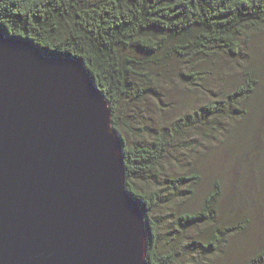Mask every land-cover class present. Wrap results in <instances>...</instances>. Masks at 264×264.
I'll return each mask as SVG.
<instances>
[{
	"label": "trees",
	"instance_id": "16d2710c",
	"mask_svg": "<svg viewBox=\"0 0 264 264\" xmlns=\"http://www.w3.org/2000/svg\"><path fill=\"white\" fill-rule=\"evenodd\" d=\"M0 24L9 36L32 41L46 56L83 62L106 97L113 127L124 139L128 190L140 202L147 228L153 232L149 264L176 263V250L158 251L153 215L181 201L187 206L196 196L206 174L207 167L198 160L205 156L206 144L219 137L221 143L223 137L231 139L223 147L239 144L233 147L240 155L232 157V162L241 174L246 215L261 202L264 134L258 136L264 116L263 89L256 68L245 64L241 43L264 28V0H0ZM132 47L190 67L211 63L219 75L214 79L215 75L197 70L186 84L198 89L201 100L168 106L177 117L161 125L155 135L147 126L135 132L136 127L121 117L123 104L134 94L132 79L138 75L122 56L123 50ZM231 68L241 77L234 84L222 81ZM196 137L201 143L194 159L189 154L183 169L168 174L165 163L170 151L196 152ZM222 189V179H213L207 191L199 194V208L180 213L178 224L212 228ZM217 244L211 243L215 249Z\"/></svg>",
	"mask_w": 264,
	"mask_h": 264
},
{
	"label": "water",
	"instance_id": "95a60500",
	"mask_svg": "<svg viewBox=\"0 0 264 264\" xmlns=\"http://www.w3.org/2000/svg\"><path fill=\"white\" fill-rule=\"evenodd\" d=\"M140 206L85 64L0 24V264H149Z\"/></svg>",
	"mask_w": 264,
	"mask_h": 264
},
{
	"label": "rangeland",
	"instance_id": "374dc122",
	"mask_svg": "<svg viewBox=\"0 0 264 264\" xmlns=\"http://www.w3.org/2000/svg\"><path fill=\"white\" fill-rule=\"evenodd\" d=\"M241 44L245 64L257 70L264 103V28L250 33ZM122 56L123 59H128V67L138 74L132 79L134 94L123 104L121 113V117L127 123L136 127L135 132L147 126L150 127L148 132L155 135L154 131L161 129V125L177 117L176 112L168 106H175L178 103L182 105L181 101L190 103L200 101L198 89L186 84V80L196 77L197 70L215 75L214 79L219 75L215 74V68L211 63L195 64L190 67L176 59L162 58L161 54L155 57L153 54L141 52L136 47L123 50ZM190 71H194V76L187 75ZM230 72L222 81L230 80L234 84L241 77L240 74H235L234 68H231ZM260 121L258 138L264 134V116ZM143 123L146 124L142 125ZM223 139L224 143H221L219 137L206 144L208 148L203 149V152L206 151L205 156L198 158L199 162L207 167L205 179L187 206L181 201L179 205L177 203L175 206L161 207L153 215L158 251L176 250L175 264H264V189L261 191L263 193L261 202L256 204L250 216L246 215L248 201L242 194L241 174L232 162V157L235 159L240 155L235 152L239 144L223 147L222 144L231 142L230 138ZM193 141L196 142L194 144L196 152L192 149L186 152L182 148H173L170 151L165 163L168 174L175 175L183 169V159L189 154H192L191 157L194 159L193 156L197 155L201 141L198 137ZM206 158L209 162L205 161ZM215 178L222 179L223 198L217 206L216 220L212 228L204 230L200 225L180 226L177 217L186 210L199 208V194L206 192L210 182ZM149 186L154 187L150 183ZM180 196L183 198V195ZM249 200L251 206H254L255 203L252 202L254 199ZM218 238L220 239L217 241ZM211 243H218L216 249Z\"/></svg>",
	"mask_w": 264,
	"mask_h": 264
}]
</instances>
